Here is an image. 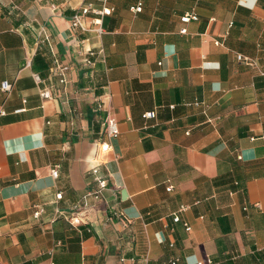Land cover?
<instances>
[{
	"label": "crops",
	"instance_id": "crops-1",
	"mask_svg": "<svg viewBox=\"0 0 264 264\" xmlns=\"http://www.w3.org/2000/svg\"><path fill=\"white\" fill-rule=\"evenodd\" d=\"M85 3L113 8L100 37L71 27ZM88 48L103 50L91 68ZM102 139L108 185L72 224ZM144 258L264 264V0H0V264Z\"/></svg>",
	"mask_w": 264,
	"mask_h": 264
},
{
	"label": "built area",
	"instance_id": "built-area-1",
	"mask_svg": "<svg viewBox=\"0 0 264 264\" xmlns=\"http://www.w3.org/2000/svg\"><path fill=\"white\" fill-rule=\"evenodd\" d=\"M105 0H103V3ZM132 11L138 12L142 9V2L138 1L136 5H133L130 7ZM113 10L112 7L105 6L104 4L101 6V8H97L93 6L91 3H85L82 4L71 16L70 23L72 28H79L80 30L84 32H91L96 34L97 37H100L104 29L102 27V18L104 15H108ZM191 19H197V14L192 11L189 13H185L181 16V20L183 22H188ZM185 31V29H183ZM36 35L38 40H45L47 41L49 39V33L47 32L46 28L44 26L37 28ZM68 42L72 45H79L80 42L75 37H71ZM216 44H221V41H214ZM103 50L102 48H99L96 50L95 48H88L83 53H81V62L86 67H93L96 54L101 53ZM237 58L239 60H245L246 57H244L241 54L237 55ZM247 60V59H246ZM248 64H250L249 61H247ZM72 64L68 62H64L59 59H55L54 64L50 67V73L52 75H56L59 78V82L61 83H67L68 82V72L71 70ZM33 77L36 81H40L41 78L37 73H33ZM1 88L5 92H9L12 88V83L9 81H3L1 83ZM39 94L45 98H51V93L49 89H39ZM156 113L155 111H148L144 113V117L153 118L155 117ZM119 132L118 129V123L117 121L111 117L109 114L105 117L104 120V133L109 136L113 137L116 136ZM111 149L110 143L107 140H100L98 142V148L96 151V158H95V164L91 167V173L93 174L94 181L96 183V186L94 189L90 191H86L83 193L80 197V199L77 201V203L74 205V209L70 214L64 215V217L69 220L72 224H78L80 221H82V215L85 211L88 209L94 208L97 202L102 200V193L103 190L108 185V179L107 177L101 172L100 170V164L102 163L98 156L109 151ZM51 174L53 176H57L58 169L57 167H52L50 170ZM170 186H168V189ZM61 193L56 194V198H61ZM259 205L258 203L256 204ZM33 216L35 218H38L44 211V208L39 204L33 205ZM181 209H185L184 206L181 207ZM173 219L175 221L179 220L178 213L174 214ZM186 230H190L189 225H185ZM177 258L169 259V261L163 263V264H176ZM209 262V260H207ZM139 264H146V258L142 259V261ZM197 264H203V262L199 261Z\"/></svg>",
	"mask_w": 264,
	"mask_h": 264
}]
</instances>
